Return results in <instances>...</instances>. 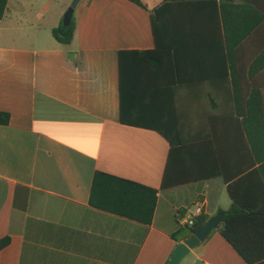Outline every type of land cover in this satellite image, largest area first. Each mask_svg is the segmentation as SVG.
I'll return each mask as SVG.
<instances>
[{"label":"crops","instance_id":"crops-1","mask_svg":"<svg viewBox=\"0 0 264 264\" xmlns=\"http://www.w3.org/2000/svg\"><path fill=\"white\" fill-rule=\"evenodd\" d=\"M71 1L8 0L0 19V264H166L196 205L227 211L228 188L264 205V133L246 108L264 101V0L195 30L176 68L129 55L122 75L119 52L154 48L162 0H80L63 45L52 30ZM165 170L197 180L161 190ZM97 171L157 189L151 224L91 207ZM180 264L246 263L218 224Z\"/></svg>","mask_w":264,"mask_h":264},{"label":"trees","instance_id":"trees-1","mask_svg":"<svg viewBox=\"0 0 264 264\" xmlns=\"http://www.w3.org/2000/svg\"><path fill=\"white\" fill-rule=\"evenodd\" d=\"M128 1L144 8L140 0ZM233 1L162 0L150 13L154 48L149 51L119 52L120 74L122 75V65L129 55L138 56L139 59L151 63H163L165 67L176 68L179 52H181V60L187 58V48L195 30L207 26L219 31L221 21L225 22L226 20L225 11L234 12L242 9ZM7 2L8 0H0V19L5 15ZM73 32L74 21L72 18L67 27L61 23L57 28H54L52 35L59 43L67 45L72 39ZM256 94L250 95L246 102V108L250 109L253 106L257 109V131L264 133V114H262L264 101H262L259 92ZM9 119L7 112L0 111V125H7ZM166 139L172 148L174 142ZM195 180L197 179L193 176L170 179L165 170L159 189H167ZM228 190L232 198V205L227 211H221L220 234L246 264H264V205L256 208L247 207L232 195L230 188ZM157 192V189L140 183L97 171L92 178L89 205L102 212L114 214L142 225H150L155 210ZM206 220L207 218L204 216L196 217L192 227L181 226L172 237L185 240ZM10 242L9 236L0 238V251Z\"/></svg>","mask_w":264,"mask_h":264},{"label":"water","instance_id":"water-1","mask_svg":"<svg viewBox=\"0 0 264 264\" xmlns=\"http://www.w3.org/2000/svg\"><path fill=\"white\" fill-rule=\"evenodd\" d=\"M79 1L80 0H72L65 11L62 18V25L64 27H67L70 24L74 10ZM71 56H73V53H70V57ZM221 217L222 213H217L208 218L201 226L197 227L189 237L175 247L166 264H180L183 258L188 254L189 250L197 247L201 242L205 241L211 232L217 228Z\"/></svg>","mask_w":264,"mask_h":264},{"label":"built area","instance_id":"built-area-1","mask_svg":"<svg viewBox=\"0 0 264 264\" xmlns=\"http://www.w3.org/2000/svg\"><path fill=\"white\" fill-rule=\"evenodd\" d=\"M199 216H203V210L200 205H196V207L194 208V215L188 217L187 219H184L183 225L192 227L194 225V219Z\"/></svg>","mask_w":264,"mask_h":264}]
</instances>
